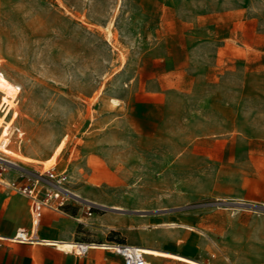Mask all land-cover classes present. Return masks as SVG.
<instances>
[{
	"label": "rangeland",
	"instance_id": "obj_1",
	"mask_svg": "<svg viewBox=\"0 0 264 264\" xmlns=\"http://www.w3.org/2000/svg\"><path fill=\"white\" fill-rule=\"evenodd\" d=\"M28 182L86 215L91 246L137 237L93 220L122 186L131 214L218 211L181 243L200 262L161 257L263 250L264 0H0V199Z\"/></svg>",
	"mask_w": 264,
	"mask_h": 264
},
{
	"label": "crops",
	"instance_id": "obj_2",
	"mask_svg": "<svg viewBox=\"0 0 264 264\" xmlns=\"http://www.w3.org/2000/svg\"><path fill=\"white\" fill-rule=\"evenodd\" d=\"M117 172L121 175L128 174L127 169H117ZM109 191H112L111 202H100V204L113 209H122L123 212L116 211L114 214L96 215L93 220L100 223L107 221L112 223L113 220L120 219L121 221H117L119 225H110L109 228L125 230L127 234L135 230L137 237L125 235L123 242L154 250L157 254L145 256L148 264H177L175 260H180L173 257H161L158 252L161 249L198 261L194 256L183 252L181 243L191 238L187 228L192 229V225L217 223L218 211L216 209L207 207L204 214L202 210L192 213L175 211L152 215L131 214L128 211H141L144 208L142 203L133 199L132 191L123 189L122 186H117L116 190L110 189ZM30 209V198L19 191L1 196L0 235L4 238L0 240V264H123L119 255L99 246H91L81 255L66 249L69 241L91 242L84 237L87 217L79 210L76 213H71L66 207L61 210L43 208L39 222L35 227H32ZM120 223L131 225L125 226ZM187 224L190 227L185 226ZM257 224V219H254L251 229L254 234L259 235L260 229ZM18 229L33 233L34 237L29 241L11 240L10 237ZM255 240L256 238L251 239L252 244L249 243L248 246L245 243H240L237 246V249L244 252L247 257L239 264L245 262L256 264L258 256L264 253V249L257 246ZM107 242L116 241L99 240L94 243Z\"/></svg>",
	"mask_w": 264,
	"mask_h": 264
},
{
	"label": "built area",
	"instance_id": "obj_3",
	"mask_svg": "<svg viewBox=\"0 0 264 264\" xmlns=\"http://www.w3.org/2000/svg\"><path fill=\"white\" fill-rule=\"evenodd\" d=\"M19 191L30 198L31 209L30 217L31 221L37 225L39 222L43 208H50L53 210H60L64 206V198L59 196L60 191L48 192L45 196H38V190L36 189L35 182H28L19 187ZM34 237L33 233H28L24 229H18L10 237L14 241H29ZM0 235V240L3 239ZM78 246V254H84L90 247V242L75 241ZM109 249L104 248L107 251L119 255L123 264H148L145 256L148 254L156 253L152 249L141 247L139 245L125 243V242H107Z\"/></svg>",
	"mask_w": 264,
	"mask_h": 264
},
{
	"label": "bare ground",
	"instance_id": "obj_4",
	"mask_svg": "<svg viewBox=\"0 0 264 264\" xmlns=\"http://www.w3.org/2000/svg\"><path fill=\"white\" fill-rule=\"evenodd\" d=\"M64 191H68V190H66V189H64ZM69 192V191H68ZM69 193H72V192H69ZM75 195V194H74ZM36 237V236H35ZM89 245L91 246V245H93L92 243H89ZM71 247H70V249L69 250H73L76 254H78V246L76 245V243L75 242H72V244L70 245ZM107 249H109V245L107 244Z\"/></svg>",
	"mask_w": 264,
	"mask_h": 264
}]
</instances>
